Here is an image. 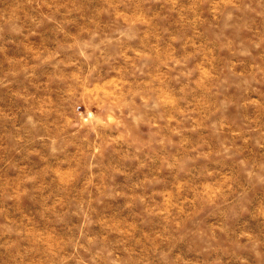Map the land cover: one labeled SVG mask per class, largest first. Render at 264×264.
<instances>
[{
  "label": "rangeland",
  "instance_id": "1",
  "mask_svg": "<svg viewBox=\"0 0 264 264\" xmlns=\"http://www.w3.org/2000/svg\"><path fill=\"white\" fill-rule=\"evenodd\" d=\"M0 264H264V0H0Z\"/></svg>",
  "mask_w": 264,
  "mask_h": 264
}]
</instances>
